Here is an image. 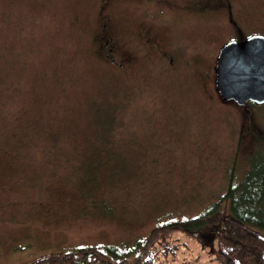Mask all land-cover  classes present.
I'll list each match as a JSON object with an SVG mask.
<instances>
[{
	"label": "rangeland",
	"instance_id": "1",
	"mask_svg": "<svg viewBox=\"0 0 264 264\" xmlns=\"http://www.w3.org/2000/svg\"><path fill=\"white\" fill-rule=\"evenodd\" d=\"M256 34L264 0H0V264L125 254L219 201L264 152V104L223 101L216 58ZM169 239L163 264H217Z\"/></svg>",
	"mask_w": 264,
	"mask_h": 264
},
{
	"label": "trees",
	"instance_id": "2",
	"mask_svg": "<svg viewBox=\"0 0 264 264\" xmlns=\"http://www.w3.org/2000/svg\"><path fill=\"white\" fill-rule=\"evenodd\" d=\"M249 165L241 181L231 179L220 200L200 215L153 228L125 254L110 246L104 251L52 252L28 264H129L126 256L131 254L130 264L169 263L187 245L169 239L174 234L210 248V259L217 264H264V152L253 154ZM181 259L182 264L198 262L197 257Z\"/></svg>",
	"mask_w": 264,
	"mask_h": 264
},
{
	"label": "water",
	"instance_id": "3",
	"mask_svg": "<svg viewBox=\"0 0 264 264\" xmlns=\"http://www.w3.org/2000/svg\"><path fill=\"white\" fill-rule=\"evenodd\" d=\"M214 72L215 88L223 101L264 104V35L225 43Z\"/></svg>",
	"mask_w": 264,
	"mask_h": 264
}]
</instances>
